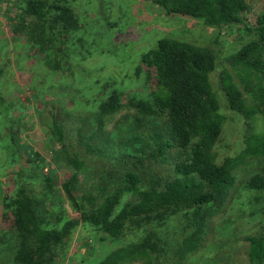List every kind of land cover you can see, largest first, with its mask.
I'll return each mask as SVG.
<instances>
[{"label": "rangeland", "instance_id": "374dc122", "mask_svg": "<svg viewBox=\"0 0 264 264\" xmlns=\"http://www.w3.org/2000/svg\"><path fill=\"white\" fill-rule=\"evenodd\" d=\"M29 1L36 0H0V264H21L15 257L22 238L12 215L22 193L46 228L79 221L52 245L43 264H253L248 238L264 236V190L251 188L248 181L264 175V157L237 168L222 210L195 239L189 240L195 227L183 211L130 219L118 237L80 218L106 199L118 198V212L151 186L163 189L175 178L172 163L186 158L167 113H146L136 105L152 103L145 73L137 70L142 55L162 38L205 47L215 55L210 78L225 117L214 148L217 162L243 148L246 120L229 107L221 75L230 73L250 100L230 57L253 40L249 28L264 13V0H244L242 23L221 26L168 14L148 0H46L48 6L69 7L78 21L75 30L46 51L36 40L40 25L26 14ZM114 92L118 109L101 114V104ZM55 121L63 126V143L54 135L60 134ZM254 125L264 129V114ZM156 132L160 140L172 142L165 159L153 156ZM67 153H77L84 168L75 171ZM126 172L140 180L131 192L124 191ZM50 175L53 184L46 181ZM146 240L157 241L158 250L128 257L131 244ZM119 250L127 254L110 259Z\"/></svg>", "mask_w": 264, "mask_h": 264}, {"label": "trees", "instance_id": "16d2710c", "mask_svg": "<svg viewBox=\"0 0 264 264\" xmlns=\"http://www.w3.org/2000/svg\"><path fill=\"white\" fill-rule=\"evenodd\" d=\"M148 1L164 8L168 14L191 17L211 26L242 23L241 13L246 8L244 0ZM26 9V14L36 18L40 25V36L36 38L40 41V50L54 49L62 37H67L78 27L73 11L65 5L48 6L46 0H36L29 1ZM249 29L253 32V40L244 44L230 60L239 67V81L250 93V100L243 96L230 73L221 75L229 107L246 120L248 129L243 148L217 162L214 148L222 134L225 117L210 78L215 55L205 47L162 38L155 48L142 55L137 70L145 73L152 103L140 100L136 105L146 113H167L172 133L178 145L184 147L186 158L172 163L175 178L163 189L151 186L135 203L127 204L118 212V198L106 199L95 211L83 212L80 220L118 237L130 219L164 218L183 211L189 213L195 227L189 240L204 234L209 219L219 213L227 201L236 182L237 168L249 160L264 157V129L258 131L254 125L257 115L264 114V13L257 16L256 24ZM118 107L119 95L114 92L101 104L100 113L110 114ZM54 129H60V134L56 132L54 135L63 143V126L56 122ZM154 136L153 156L165 159L164 154L170 150L172 142L167 138L160 140L162 135L158 132ZM67 159L75 171L84 168L77 153H67ZM46 181L51 184L55 178L50 175ZM139 181L132 172H126L122 177L124 191H133ZM248 185L264 190V175L256 174L249 179ZM14 205L13 228L22 238L15 258L21 264H43L52 245L63 241L73 226L79 225V221L70 220L59 229L42 226L37 221L31 200L24 193L15 199ZM248 241L250 261L264 264V236L253 235ZM130 246L133 249L128 250L127 253L131 254L128 257L158 250L157 241L146 240ZM126 254L115 251L110 259L117 261Z\"/></svg>", "mask_w": 264, "mask_h": 264}]
</instances>
